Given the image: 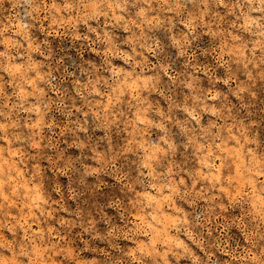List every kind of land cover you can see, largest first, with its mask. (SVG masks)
Returning <instances> with one entry per match:
<instances>
[{
	"label": "clouds",
	"instance_id": "clouds-1",
	"mask_svg": "<svg viewBox=\"0 0 264 264\" xmlns=\"http://www.w3.org/2000/svg\"><path fill=\"white\" fill-rule=\"evenodd\" d=\"M0 264H264V0H0Z\"/></svg>",
	"mask_w": 264,
	"mask_h": 264
},
{
	"label": "rangeland",
	"instance_id": "rangeland-1",
	"mask_svg": "<svg viewBox=\"0 0 264 264\" xmlns=\"http://www.w3.org/2000/svg\"><path fill=\"white\" fill-rule=\"evenodd\" d=\"M171 74V73H170ZM165 79H167V77H165Z\"/></svg>",
	"mask_w": 264,
	"mask_h": 264
}]
</instances>
